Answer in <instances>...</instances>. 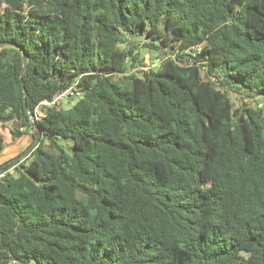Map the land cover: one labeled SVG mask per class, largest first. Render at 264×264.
<instances>
[{
	"label": "trees",
	"instance_id": "obj_1",
	"mask_svg": "<svg viewBox=\"0 0 264 264\" xmlns=\"http://www.w3.org/2000/svg\"><path fill=\"white\" fill-rule=\"evenodd\" d=\"M0 40L12 142L77 97L0 163V264H264V0H0Z\"/></svg>",
	"mask_w": 264,
	"mask_h": 264
},
{
	"label": "rangeland",
	"instance_id": "obj_2",
	"mask_svg": "<svg viewBox=\"0 0 264 264\" xmlns=\"http://www.w3.org/2000/svg\"><path fill=\"white\" fill-rule=\"evenodd\" d=\"M144 38V35H139L136 37L137 41H140ZM141 53L144 54V62L147 65H155L158 61H160L159 57L156 56V53L154 51H150L148 49L140 48ZM231 97L234 101L235 107H238L242 101L252 102L254 103L257 99H250L245 98L244 96L236 93H232ZM77 97H65L62 100L61 107L63 108H69L74 105L76 102ZM13 128V125L11 122H8L6 124L0 123V133L4 135V139L6 141V146L3 150L0 151V163H4L5 161L11 160L13 157L15 158L19 153L23 152L32 142L34 139V136H32V133H29L27 135H23L21 138H19L17 141L12 142V134L11 129ZM13 165L10 163V166L8 167L11 171H13ZM1 170V169H0Z\"/></svg>",
	"mask_w": 264,
	"mask_h": 264
},
{
	"label": "water",
	"instance_id": "obj_3",
	"mask_svg": "<svg viewBox=\"0 0 264 264\" xmlns=\"http://www.w3.org/2000/svg\"><path fill=\"white\" fill-rule=\"evenodd\" d=\"M5 47H15V48H18L19 50H21L22 59H23V68L21 70L20 77H21V80H22L23 79L22 75H23V73L26 71V69L28 67L29 56H28L27 52L15 42H12V41H9V40H0V51L3 48H5ZM22 82H23V87H24L23 99L25 101V104H27L28 91H27V89H26V87L24 85V81L23 80H22ZM27 110H28V112L30 114V118H31L32 124L34 126V130H35L34 139L32 140L31 144L21 154H19L18 156H16L14 159L11 160V164H12L13 160L27 157L32 152V150L35 149L38 146V144H39V142L41 140V137H42V129L38 125V123H37V121L35 119L33 111L30 108H28ZM4 171H6L5 168L1 169L0 173L4 172Z\"/></svg>",
	"mask_w": 264,
	"mask_h": 264
},
{
	"label": "built area",
	"instance_id": "obj_4",
	"mask_svg": "<svg viewBox=\"0 0 264 264\" xmlns=\"http://www.w3.org/2000/svg\"><path fill=\"white\" fill-rule=\"evenodd\" d=\"M75 89H76L75 86L71 85L67 89L61 92H58L52 99L50 100L45 99L39 102V104H37L35 110L33 111L35 119H41L42 117L46 115L45 107H60L62 105V100L65 97H69L73 95L75 93ZM3 175H4V172H1L0 176H3Z\"/></svg>",
	"mask_w": 264,
	"mask_h": 264
}]
</instances>
